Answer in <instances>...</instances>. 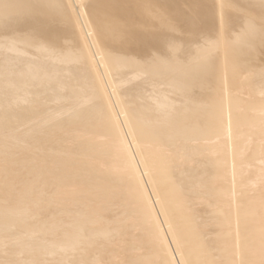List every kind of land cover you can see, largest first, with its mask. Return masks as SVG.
Here are the masks:
<instances>
[{
	"label": "bare ground",
	"instance_id": "6f19581e",
	"mask_svg": "<svg viewBox=\"0 0 264 264\" xmlns=\"http://www.w3.org/2000/svg\"><path fill=\"white\" fill-rule=\"evenodd\" d=\"M257 162L264 0H0V264H264Z\"/></svg>",
	"mask_w": 264,
	"mask_h": 264
},
{
	"label": "rangeland",
	"instance_id": "374dc122",
	"mask_svg": "<svg viewBox=\"0 0 264 264\" xmlns=\"http://www.w3.org/2000/svg\"><path fill=\"white\" fill-rule=\"evenodd\" d=\"M257 163H258V162H257ZM257 163H255L254 166H258V165H260V164H261V166H264V165H263L264 163H260V162H259L258 164H257ZM261 166H258V167L261 168V169L264 171V168L261 167ZM251 168H253V167H250V170H251ZM254 171H255L254 174H256V170H254ZM259 171H260V170H259ZM247 173H249V172H247ZM262 173H263V172H262ZM259 174H260V173L257 172V175H259ZM248 175H249V174H248ZM248 175H246V176H248ZM263 175H264V174H263ZM263 175L261 174L260 176H263ZM251 176H252V175H250V177H251ZM252 177H253V176H252ZM144 178H145V176H144ZM260 178H261V177H259L258 179H260ZM256 179H257V178H256ZM256 179H255L253 182H255V184L258 185V186L260 185L261 188H264V186H261V184H259V183L257 184V183H256ZM263 179H264V178L262 177V178H261V181H259V182H262ZM251 182H252V181H251ZM253 182H252V184H253ZM257 182H258V181H257ZM263 182H264V181H263ZM250 184H251V183H250ZM262 184L264 185V183H262ZM147 186H148V185H147ZM258 186H255V188L258 187ZM148 187H149V186H148ZM252 187L254 188V185L251 186V188H252ZM255 188H254V189H255ZM256 189H259V188H256ZM149 190H150V189H149ZM262 192H264V190H263ZM252 194H253V193H252ZM150 197L152 198V202L154 203V205L156 206V209H157V203H156V201H155V199H154L153 194H152L151 191H150ZM157 210H158V209H157ZM159 217H160V220L162 221V216H161L160 213H159ZM162 222H163V221H162ZM162 224H163V228H164V230L166 231V235H167V238H168L167 241L169 242L168 244H169V246H170V249L172 248L171 251L173 252L174 256L176 257V258H175V257H174V258H175L177 261H176L175 259H174V260L176 261L177 264H181V262H180V260H179V257H178V255H177V252L175 251V247L173 246V242H172V240H171V238H170V236H169L168 230H167V228H166V226H165V223L163 222Z\"/></svg>",
	"mask_w": 264,
	"mask_h": 264
}]
</instances>
